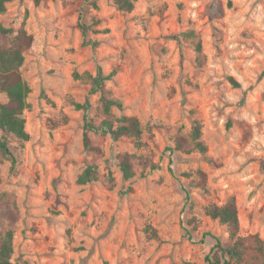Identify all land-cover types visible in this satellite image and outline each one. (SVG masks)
<instances>
[{
  "label": "rangeland",
  "instance_id": "obj_1",
  "mask_svg": "<svg viewBox=\"0 0 264 264\" xmlns=\"http://www.w3.org/2000/svg\"><path fill=\"white\" fill-rule=\"evenodd\" d=\"M133 1L123 12L114 0H11L0 14L33 37L19 69L29 140L0 131L16 158L12 167L0 153V234H13V262L207 264L204 234L230 240L205 210L230 200L239 235L264 243V0ZM80 19L99 21L88 34L97 47L82 44ZM97 68L115 71L104 82L121 102L112 115L138 119L143 147L91 132L101 153L83 148L84 120L106 119L90 91ZM195 122L204 153L189 138ZM178 137L189 154L168 150ZM124 154L129 181L117 166ZM90 163L97 180L78 185Z\"/></svg>",
  "mask_w": 264,
  "mask_h": 264
},
{
  "label": "trees",
  "instance_id": "obj_2",
  "mask_svg": "<svg viewBox=\"0 0 264 264\" xmlns=\"http://www.w3.org/2000/svg\"><path fill=\"white\" fill-rule=\"evenodd\" d=\"M11 0H0V14H3L6 5ZM54 1V0H52ZM39 0H34L37 5ZM119 11L131 12L134 8L133 0H114ZM97 8L95 3H90ZM99 21L93 19L89 24L85 22L78 23L81 31L82 44L97 47L98 42L88 38V34L100 33L95 27ZM33 43L32 35L27 34L23 29L14 32L12 28H5L0 24V92L6 97V101L0 104V131L3 134L12 136L19 142H27L29 134L25 130V119L23 113L28 104L26 99L30 93V88L23 80L20 74V67L23 64V52L31 47ZM199 49V46L197 47ZM115 75V71H111L107 75H103L100 68H97L95 76H89L91 82V93H99V102L102 112L106 115V119L99 125H94L91 121L84 120L82 145L83 148L94 155L101 153L99 147L92 144L89 134L91 132H99L101 135H109L113 140H117L122 136L132 137L136 148H141L144 143L141 141L142 128L133 116L120 115L113 117L112 109L114 107L121 109V102L108 97L104 88V82L110 80ZM233 85H236L231 81ZM78 109L87 111L90 108L88 103L84 105H76ZM193 148L200 153L206 151V147L201 139V126L195 122L192 124L190 135ZM174 147L168 150L171 153L181 152L189 154V144L187 138L178 137L174 141ZM0 153L9 156L12 167L16 163V158L9 148L5 138H0ZM118 169L125 181L131 180L134 176L133 164L131 156L124 154L119 157ZM97 166L93 163L88 164L78 175L76 183L78 185H86L97 180ZM200 178L205 181V176L199 172ZM205 214L212 220L217 221L220 225L225 226L228 232L230 245L226 246L219 237L212 234H204L213 240V245L206 256L207 264H264V243L256 235L242 237L239 235V222L235 202L230 200L224 205H210L206 208ZM11 217L10 213L5 215ZM13 234L10 230L0 234V264H19L11 261L13 253L12 248ZM252 259L249 262V259Z\"/></svg>",
  "mask_w": 264,
  "mask_h": 264
}]
</instances>
